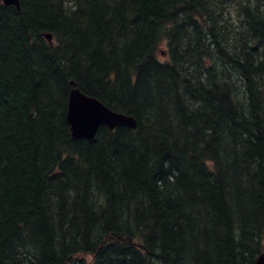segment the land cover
I'll return each mask as SVG.
<instances>
[{
	"label": "trees",
	"instance_id": "obj_1",
	"mask_svg": "<svg viewBox=\"0 0 264 264\" xmlns=\"http://www.w3.org/2000/svg\"><path fill=\"white\" fill-rule=\"evenodd\" d=\"M18 4L0 0V264H254L264 0ZM73 87L136 128L72 137Z\"/></svg>",
	"mask_w": 264,
	"mask_h": 264
},
{
	"label": "water",
	"instance_id": "obj_2",
	"mask_svg": "<svg viewBox=\"0 0 264 264\" xmlns=\"http://www.w3.org/2000/svg\"><path fill=\"white\" fill-rule=\"evenodd\" d=\"M2 2L19 7L18 0H2ZM45 37L50 43L52 42L50 33H46ZM66 120L72 137L87 140L95 137L101 125L107 126L110 130L121 125L131 129L136 128L133 116L108 108L99 99L84 94L77 87L69 91ZM254 264H264V251L257 255Z\"/></svg>",
	"mask_w": 264,
	"mask_h": 264
},
{
	"label": "rangeland",
	"instance_id": "obj_3",
	"mask_svg": "<svg viewBox=\"0 0 264 264\" xmlns=\"http://www.w3.org/2000/svg\"><path fill=\"white\" fill-rule=\"evenodd\" d=\"M159 50H162L163 52H165V48L164 47H160Z\"/></svg>",
	"mask_w": 264,
	"mask_h": 264
}]
</instances>
